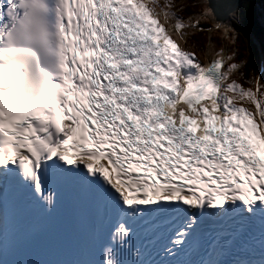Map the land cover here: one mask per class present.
Returning a JSON list of instances; mask_svg holds the SVG:
<instances>
[{"label":"snow or ice","instance_id":"6c2138e0","mask_svg":"<svg viewBox=\"0 0 264 264\" xmlns=\"http://www.w3.org/2000/svg\"><path fill=\"white\" fill-rule=\"evenodd\" d=\"M157 23L142 0H0V264H264V91Z\"/></svg>","mask_w":264,"mask_h":264},{"label":"rangeland","instance_id":"374dc122","mask_svg":"<svg viewBox=\"0 0 264 264\" xmlns=\"http://www.w3.org/2000/svg\"><path fill=\"white\" fill-rule=\"evenodd\" d=\"M147 1V9L151 15L157 16L158 12L162 11L163 17H158V21L167 26L169 22L176 23L177 18L183 24L180 31H176L175 35L180 39L182 37L181 47L185 49L191 56L194 54L196 62L205 60L206 57L220 56L225 60V68L223 73H226L223 86L232 83V80L241 88L250 89L236 77V66L239 68L238 59L235 54L240 56L247 55L246 43L241 38L236 36L233 28H217L213 22L211 11H205V5H208L206 0H145ZM210 9V8H209ZM167 14V16H166ZM174 14V15H172ZM172 25V24H171ZM204 29V30H201ZM252 40V37L250 36ZM181 41V40H180ZM173 43L177 41L173 39ZM183 43V44H182ZM185 47V48H184ZM235 66L231 71L229 67ZM260 91H264L260 89ZM254 93L257 90L253 91ZM224 95L231 97L233 104L237 107H244L254 114L255 106L252 104L251 97L241 99L238 92L229 91ZM260 102L264 104V97H259Z\"/></svg>","mask_w":264,"mask_h":264},{"label":"trees","instance_id":"16d2710c","mask_svg":"<svg viewBox=\"0 0 264 264\" xmlns=\"http://www.w3.org/2000/svg\"><path fill=\"white\" fill-rule=\"evenodd\" d=\"M259 1L253 0L252 10L237 19L234 23L236 28L237 36L240 37L246 43L247 55L243 56L246 60V75H253L254 79L259 73V61L261 58L264 60V29L259 21V15L257 8L259 6ZM242 3V0L241 2ZM237 16V15H236ZM247 32L252 33L253 37L259 43V47L252 43Z\"/></svg>","mask_w":264,"mask_h":264},{"label":"bare ground","instance_id":"6f19581e","mask_svg":"<svg viewBox=\"0 0 264 264\" xmlns=\"http://www.w3.org/2000/svg\"><path fill=\"white\" fill-rule=\"evenodd\" d=\"M162 17V19H165L166 17H163V16H165V15H163L161 12H158V14H157V16H155V17H153L154 19H158V17ZM151 17H152V15H151ZM213 22H215L214 20H213ZM231 22H232V20H228L226 23H222L221 24V27H219V28H226V27H229L230 25H231ZM215 24H216V22H215ZM165 29L167 28V27H164ZM178 50H179V52H181V53H187L188 54V52L185 50V49H183L181 46H180V48L178 47L177 48ZM176 48H172L171 49V52H175L176 50H177ZM216 57V56H215ZM211 59V57H206L205 58V60H207L206 62L208 63L209 62V60ZM209 108V110H210V113H211V106H209L208 107ZM255 113V112H254ZM215 115H219V113H215ZM250 122H255L257 125H259V123H260V117L259 116H257V115H255V118H253V119H250L249 120ZM259 130H260V132H261V136H264V126H261L260 128H259Z\"/></svg>","mask_w":264,"mask_h":264},{"label":"water","instance_id":"95a60500","mask_svg":"<svg viewBox=\"0 0 264 264\" xmlns=\"http://www.w3.org/2000/svg\"><path fill=\"white\" fill-rule=\"evenodd\" d=\"M238 1L239 0H236V2L238 3ZM207 2H208V6L211 8V0H207ZM213 13H214V15H215V12L214 11H212ZM230 13H232V12H229L228 14H227V16H226V19L223 21V22H225L226 20H227V18L229 17V14ZM215 17H216V15H215ZM217 19V18H216Z\"/></svg>","mask_w":264,"mask_h":264}]
</instances>
